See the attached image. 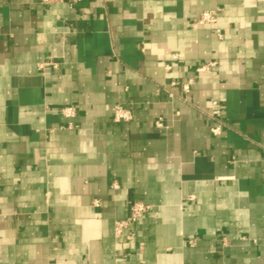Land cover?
<instances>
[{
	"label": "crops",
	"instance_id": "1",
	"mask_svg": "<svg viewBox=\"0 0 264 264\" xmlns=\"http://www.w3.org/2000/svg\"><path fill=\"white\" fill-rule=\"evenodd\" d=\"M0 264H264V0H0Z\"/></svg>",
	"mask_w": 264,
	"mask_h": 264
},
{
	"label": "built area",
	"instance_id": "2",
	"mask_svg": "<svg viewBox=\"0 0 264 264\" xmlns=\"http://www.w3.org/2000/svg\"><path fill=\"white\" fill-rule=\"evenodd\" d=\"M42 3L44 4H50L54 1H67L71 4H75L78 3L81 0H40ZM198 22L201 24H208V25H214L215 31H216V35L222 39L224 36L223 33V29L221 27L218 26L219 23V19H218V14L216 13V11H212V10H207L204 11L203 13H201ZM214 64V63H211ZM210 64V65H211ZM206 66L200 67L199 71L201 70H205ZM185 89H189V84L184 85ZM216 104V102H215ZM113 111V119L115 122H127V121H131L133 119V112L131 109L124 107L123 105L117 104L113 107L112 109ZM61 112L65 115V116H74L75 115V108L74 107H65L61 109ZM214 115L218 116L219 115V110H215L213 112ZM157 125L161 126L162 122L159 119L157 121ZM212 132L214 134H219L221 132V125H215L214 127H212ZM150 206L145 204L144 202L141 201H136L131 205L130 208V214L129 216L121 221H118L116 223L115 226V232L117 235H122L123 232L128 229L130 227V225H132L133 223L137 222L148 210H149Z\"/></svg>",
	"mask_w": 264,
	"mask_h": 264
}]
</instances>
